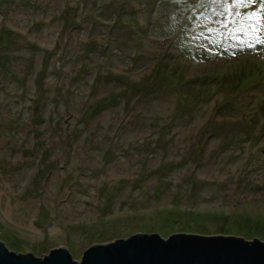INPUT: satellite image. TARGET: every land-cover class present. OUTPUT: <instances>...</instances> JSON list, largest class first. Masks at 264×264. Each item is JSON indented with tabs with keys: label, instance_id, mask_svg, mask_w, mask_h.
I'll return each mask as SVG.
<instances>
[{
	"label": "rangeland",
	"instance_id": "374dc122",
	"mask_svg": "<svg viewBox=\"0 0 264 264\" xmlns=\"http://www.w3.org/2000/svg\"><path fill=\"white\" fill-rule=\"evenodd\" d=\"M92 1L0 5L3 245L78 261L136 232L264 240V3ZM185 81L198 103L177 114Z\"/></svg>",
	"mask_w": 264,
	"mask_h": 264
},
{
	"label": "water",
	"instance_id": "95a60500",
	"mask_svg": "<svg viewBox=\"0 0 264 264\" xmlns=\"http://www.w3.org/2000/svg\"><path fill=\"white\" fill-rule=\"evenodd\" d=\"M0 264H264V240L234 235L136 232L126 238L92 243L78 261L65 247L38 258L8 250L0 240Z\"/></svg>",
	"mask_w": 264,
	"mask_h": 264
},
{
	"label": "trees",
	"instance_id": "16d2710c",
	"mask_svg": "<svg viewBox=\"0 0 264 264\" xmlns=\"http://www.w3.org/2000/svg\"><path fill=\"white\" fill-rule=\"evenodd\" d=\"M133 1H135L136 4H137V8L136 9L129 7L128 5H126V3H124L122 1V2H120V4L119 3L117 4V6L115 7V11H116V9L119 10V9H121V8L123 9L125 7L127 13H129L130 11L127 9V7H129L131 10L132 9L135 10L133 12L140 11V13H142V11L144 10L143 8H146V7L148 8V6H152L153 7L152 9H154L158 5V2L163 1V0H133ZM193 1H194L193 4H190L189 1L186 0V2H185L186 4H185V8H184L185 12H187L186 14H188V12H189L188 9L189 8H193L194 10L197 11L200 6H203L204 9H206L208 11L209 5H210V0H205V2L203 3V5L201 3H197V0H193ZM11 2L14 3V0H0V5L1 4L2 5H5V4L11 3ZM92 3H96V0H93ZM193 9H190V10H193ZM86 13H87V15L89 17H91V19H93L95 21L97 20V16L98 15H96L94 12L87 11ZM193 16L195 17V15H193ZM129 18H131V17H127L128 20L125 21L126 22L125 24H130ZM195 18H197V17H195ZM124 19L125 18H123L122 16L116 14L114 23H111L110 27L111 26L112 27L114 26L116 28L117 25H120L119 22H121V23L123 22V24H124ZM68 20H69L68 17H65V22H64V19L62 18V22H64L63 24L66 25L68 23H71ZM73 23H74V21L72 22V24ZM3 31L5 33H7L8 35H11V32L9 31V29L6 28V29H3ZM88 44L90 45L91 43L89 42ZM82 53H84V51H82ZM116 77H118V79L121 78L120 75L119 76H116ZM122 78H124V76ZM125 85H126V87H125L124 91H126L128 93H131V94H133V93L138 94V93H141V92L142 93H150V92L153 91V90H150L151 88H149V89L148 88L147 89L145 88L144 89V87H143L144 85L139 84V83L127 82ZM187 88H190L189 87V83H188V81H185V82H181L180 83V87H177V90L175 91V100L177 102H179V104L177 106L178 107V110L176 111L177 114L178 113H181L182 108H185L187 105H193V107H195V105L198 103V97H197L198 95H196V93H195L194 96H192L191 94H189V92H188L187 95L181 96L182 91L185 90V89H187ZM104 102H107L105 100V98H103L101 100H97L94 103L92 102V104H91V106L93 108L92 110H97V109H99L101 107H104V105H105ZM97 105H101V106L100 107H97ZM251 134H253V133L251 132ZM162 208L163 207H158V208L151 209L150 211H154V210H158V209H162Z\"/></svg>",
	"mask_w": 264,
	"mask_h": 264
},
{
	"label": "snow or ice",
	"instance_id": "6c2138e0",
	"mask_svg": "<svg viewBox=\"0 0 264 264\" xmlns=\"http://www.w3.org/2000/svg\"><path fill=\"white\" fill-rule=\"evenodd\" d=\"M223 3H227L228 0H222ZM233 3H239V4H253L255 2V0H232ZM261 3H264V0H261ZM257 31H259V29H257ZM258 43H264L258 40Z\"/></svg>",
	"mask_w": 264,
	"mask_h": 264
}]
</instances>
